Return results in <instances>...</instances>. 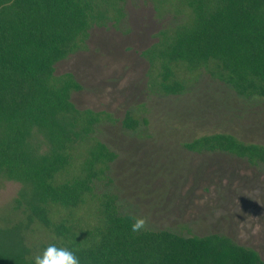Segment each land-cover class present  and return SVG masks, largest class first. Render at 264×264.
Here are the masks:
<instances>
[{
    "label": "trees",
    "instance_id": "1",
    "mask_svg": "<svg viewBox=\"0 0 264 264\" xmlns=\"http://www.w3.org/2000/svg\"><path fill=\"white\" fill-rule=\"evenodd\" d=\"M125 1L0 0V181L20 185L0 208V264H34L49 244L73 250L81 264H264L223 234L134 233L118 196L97 190L118 157L97 126L114 119L76 108L71 95L82 86L55 65L85 50L92 28L117 26ZM150 1L159 19L171 18L141 52L146 74L157 72L150 93L183 95L203 73L238 97L264 100V0ZM138 125L130 112L121 120L125 130ZM183 147L264 163V145L229 133Z\"/></svg>",
    "mask_w": 264,
    "mask_h": 264
},
{
    "label": "rangeland",
    "instance_id": "2",
    "mask_svg": "<svg viewBox=\"0 0 264 264\" xmlns=\"http://www.w3.org/2000/svg\"><path fill=\"white\" fill-rule=\"evenodd\" d=\"M123 7L117 26L92 28L86 49L55 65L56 75L71 73L82 86L71 95L76 108L114 119L97 126L96 137L118 156L109 186L97 190L116 194L121 213L147 217V229L223 234L264 260V163L183 147L213 133L264 145V100L238 97L203 73L183 95L150 93L148 79L155 83L157 72L146 74L141 52L171 18L159 19L150 0H126ZM127 112L139 120L135 131L121 126ZM19 187L0 181V208Z\"/></svg>",
    "mask_w": 264,
    "mask_h": 264
},
{
    "label": "clouds",
    "instance_id": "3",
    "mask_svg": "<svg viewBox=\"0 0 264 264\" xmlns=\"http://www.w3.org/2000/svg\"><path fill=\"white\" fill-rule=\"evenodd\" d=\"M131 229L134 233L147 230L148 218L131 216ZM34 264H81L80 258L68 247L49 244L41 253L34 256Z\"/></svg>",
    "mask_w": 264,
    "mask_h": 264
}]
</instances>
